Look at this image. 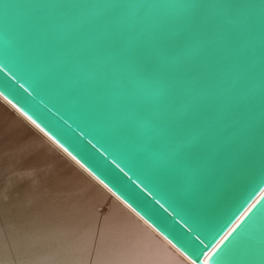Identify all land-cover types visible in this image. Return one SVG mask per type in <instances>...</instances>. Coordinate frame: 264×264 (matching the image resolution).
<instances>
[{"label": "water", "instance_id": "water-1", "mask_svg": "<svg viewBox=\"0 0 264 264\" xmlns=\"http://www.w3.org/2000/svg\"><path fill=\"white\" fill-rule=\"evenodd\" d=\"M0 99L191 264H264V0H0Z\"/></svg>", "mask_w": 264, "mask_h": 264}, {"label": "bare ground", "instance_id": "bare-ground-1", "mask_svg": "<svg viewBox=\"0 0 264 264\" xmlns=\"http://www.w3.org/2000/svg\"><path fill=\"white\" fill-rule=\"evenodd\" d=\"M0 138L6 151L0 170L14 160L29 170L52 154L46 152L52 150L45 146L47 139L1 99ZM22 149L28 153L17 156ZM68 159L53 158L47 175L57 193L72 192L76 203L70 212H62L59 250L39 264H191ZM24 187L11 191L13 203ZM0 216L5 214L0 211ZM0 264L6 261L0 258Z\"/></svg>", "mask_w": 264, "mask_h": 264}, {"label": "rangeland", "instance_id": "rangeland-1", "mask_svg": "<svg viewBox=\"0 0 264 264\" xmlns=\"http://www.w3.org/2000/svg\"><path fill=\"white\" fill-rule=\"evenodd\" d=\"M46 141L45 146L52 149L46 151L52 152L48 161L41 160L25 170L21 168V160H14L0 170V211L5 214L0 216V258L6 264H39L41 260L55 255L60 247L62 212H70L76 203L72 192L57 193L52 188L53 182L49 183L52 181L48 176L51 174L52 159L57 156L68 158ZM4 144L0 138V158L6 154L2 150ZM28 150H20L17 156H25ZM21 185L25 187L15 196L13 203L8 196Z\"/></svg>", "mask_w": 264, "mask_h": 264}]
</instances>
